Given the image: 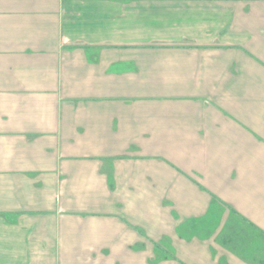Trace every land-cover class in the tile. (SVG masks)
<instances>
[{
    "label": "crops",
    "instance_id": "crops-1",
    "mask_svg": "<svg viewBox=\"0 0 264 264\" xmlns=\"http://www.w3.org/2000/svg\"><path fill=\"white\" fill-rule=\"evenodd\" d=\"M263 89L264 0H0V264H149L129 223L151 234L135 206L152 182L119 158L168 126L135 92L201 97L259 134L247 96ZM161 113L181 117L171 137L199 135Z\"/></svg>",
    "mask_w": 264,
    "mask_h": 264
},
{
    "label": "rangeland",
    "instance_id": "rangeland-1",
    "mask_svg": "<svg viewBox=\"0 0 264 264\" xmlns=\"http://www.w3.org/2000/svg\"><path fill=\"white\" fill-rule=\"evenodd\" d=\"M134 67L128 69L138 72V66ZM126 69L120 68L121 72ZM251 86L255 88H248ZM248 92L247 101L254 114L257 111V117L249 121L254 129L258 126L259 134L245 125L240 127L241 116L234 110L231 121L214 123L224 122L222 108L211 103L206 106L208 100L201 97L192 98L194 108H185L181 98H165L176 92H135L137 115L148 114L155 126H163L164 121L168 126L163 138L134 139L129 154L119 158L136 161L137 165L127 162L124 167L135 169L133 174L141 183L144 178L152 182V187L143 188L144 199L137 197L135 206L153 212L152 218L145 220L149 231L152 227L151 234L141 224L130 223L142 239L137 253L146 251L149 264H264V89ZM230 94L243 100L242 94ZM162 95L165 100L160 99ZM162 111L189 112L185 118L193 122L185 123V132L191 134L198 128V137H171L169 126L173 122L178 127L175 120L181 117L168 116L167 124V120H157ZM206 118L211 120L209 129ZM141 121L136 118V127H143ZM202 129L209 134L204 135ZM163 201L166 205L160 206Z\"/></svg>",
    "mask_w": 264,
    "mask_h": 264
},
{
    "label": "trees",
    "instance_id": "trees-1",
    "mask_svg": "<svg viewBox=\"0 0 264 264\" xmlns=\"http://www.w3.org/2000/svg\"><path fill=\"white\" fill-rule=\"evenodd\" d=\"M129 225L133 228V229H136V227L135 226H133V225H131L130 223H129Z\"/></svg>",
    "mask_w": 264,
    "mask_h": 264
}]
</instances>
